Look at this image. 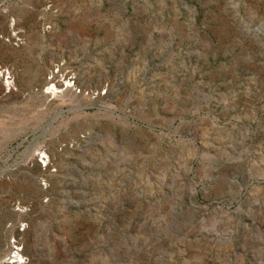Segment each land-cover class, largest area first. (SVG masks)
<instances>
[{
    "label": "rangeland",
    "instance_id": "374dc122",
    "mask_svg": "<svg viewBox=\"0 0 264 264\" xmlns=\"http://www.w3.org/2000/svg\"><path fill=\"white\" fill-rule=\"evenodd\" d=\"M12 238L264 264V0H0V264Z\"/></svg>",
    "mask_w": 264,
    "mask_h": 264
},
{
    "label": "bare ground",
    "instance_id": "6f19581e",
    "mask_svg": "<svg viewBox=\"0 0 264 264\" xmlns=\"http://www.w3.org/2000/svg\"><path fill=\"white\" fill-rule=\"evenodd\" d=\"M51 84V83H50ZM69 83H65L64 87H67ZM48 85V83H47ZM59 91L54 88L53 86H51L50 88L47 89V91L45 93H51L52 95L57 94ZM31 162H33V160H31ZM23 262L21 261V255L17 252L14 251L12 252L11 256H9L3 264H22Z\"/></svg>",
    "mask_w": 264,
    "mask_h": 264
},
{
    "label": "built area",
    "instance_id": "2783aa9c",
    "mask_svg": "<svg viewBox=\"0 0 264 264\" xmlns=\"http://www.w3.org/2000/svg\"><path fill=\"white\" fill-rule=\"evenodd\" d=\"M9 247H10V250H11V253H10V255L12 254V252L13 251H17V252H19V247H18V242H17V239H10L9 241Z\"/></svg>",
    "mask_w": 264,
    "mask_h": 264
}]
</instances>
